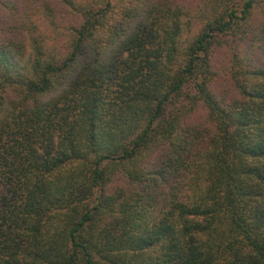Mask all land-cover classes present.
I'll list each match as a JSON object with an SVG mask.
<instances>
[{
  "label": "trees",
  "instance_id": "16d2710c",
  "mask_svg": "<svg viewBox=\"0 0 264 264\" xmlns=\"http://www.w3.org/2000/svg\"><path fill=\"white\" fill-rule=\"evenodd\" d=\"M0 264H264V0H0Z\"/></svg>",
  "mask_w": 264,
  "mask_h": 264
},
{
  "label": "rangeland",
  "instance_id": "374dc122",
  "mask_svg": "<svg viewBox=\"0 0 264 264\" xmlns=\"http://www.w3.org/2000/svg\"><path fill=\"white\" fill-rule=\"evenodd\" d=\"M102 1H103V0H97V2L100 3V4L102 3ZM219 84H220V83H219ZM224 85H225V84L222 83L219 87H223ZM226 86H227V85H226Z\"/></svg>",
  "mask_w": 264,
  "mask_h": 264
}]
</instances>
